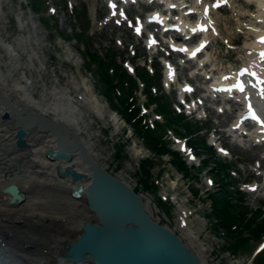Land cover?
<instances>
[{
	"label": "rangeland",
	"instance_id": "obj_1",
	"mask_svg": "<svg viewBox=\"0 0 264 264\" xmlns=\"http://www.w3.org/2000/svg\"><path fill=\"white\" fill-rule=\"evenodd\" d=\"M30 1L0 0V39L9 43L12 42L15 45L16 53H18V57H16L18 61L17 63H13L14 57H11L13 60L8 57L0 44L1 72L10 77L12 75L16 80H20L22 77L21 73H24L31 82L32 96L36 98H41L42 92L47 96L48 92L46 91L52 87L69 88V95H71L75 104L81 109V117L79 119L81 130L89 135L88 140L90 141V145L96 151V158L102 167L115 177H120L133 186L138 181V176L136 175L137 162L144 157H151L152 162L148 166V172L150 179L155 182V186L148 189L136 183L137 190L143 191V195L149 199V213H152L155 219H158L161 223L168 224L177 233L183 230L185 226L191 228L194 237H192L191 241H188L186 237H182V241L187 242L191 250L195 253L199 249L198 245L201 244L202 251L200 250V253H198L199 255L201 254L202 264H258V259L264 256V248L256 255L254 252L256 251L257 244L264 238V230L261 228L259 233L252 235L245 232L244 236L247 237H245L243 243L247 245L245 246L244 244L243 246L234 248L232 247V243H230L232 242L231 236L219 224H216L217 221L212 214V199H210L208 193L220 190L217 183L216 186L214 184L215 178L212 175L215 166L212 163L215 159H220L221 157L212 152L211 154L213 156L208 155L209 153L207 151H201L199 150L200 148H195L194 154L196 156L192 162H196V159L199 158L205 159L206 161L201 170L196 171L195 168L193 169L192 173H195L196 176L198 174L197 177L188 178L185 176L188 174V170L184 174L178 167H174L171 163V153H156L147 148L141 137L135 134L133 129H130L127 122H123L115 107L109 104L105 93L102 92L104 82H100L99 80L96 65L92 63L85 65L86 58L82 50L81 42L75 38V40L70 37L64 38V35L60 34L58 30H52L42 26L41 19L38 16H56L65 34V31L69 32V29L63 28L65 25L64 20L69 25L72 24L73 18L71 17L72 11L70 9L74 6L73 10H78L75 17L78 19L79 27L87 36V42L89 41L90 48L96 49L101 54L104 48L112 47L118 54L116 60H120V55H122L131 65L144 63L147 65V62L151 58L150 56H153V51L164 56L166 47L160 43L161 39L158 38L159 44H157L156 49L143 47L144 42L140 39L142 34L136 36L131 28L122 20L123 18H120L119 21L116 20V12L120 5V0H113L116 6L114 7V13L109 14V16H107L108 0H42L41 3L31 2L33 8H30ZM50 4L56 7L53 14L49 13L47 9V6ZM121 4L128 19L134 16H142L145 11L152 10L155 7L161 9V5L155 3L153 0L152 2L150 0H147V2L139 0L137 3L131 1L127 3L121 2ZM256 11V7L251 8V5L245 0H229L226 5H221L218 9L213 10V18L218 17V20L215 19L214 21L217 22L220 36L216 43L211 42L210 48L203 55L205 58L207 56L209 58L211 57L209 65L216 67L212 72L227 67L229 63L232 64V62L239 59L238 53L243 48V42L252 39L253 33L251 32V27L256 25L258 27L261 26L259 22L253 20ZM80 14L84 17L83 21L80 20ZM193 17L192 15H188V19H192ZM70 27L72 28V26ZM152 27L153 25L150 26V28ZM154 27L158 29L157 26L154 25ZM72 32H74L73 29ZM169 34L172 36L171 33ZM168 35H163V38H167ZM174 35L176 36V34ZM222 43L229 44L231 49L225 51L224 44ZM159 47L163 49L161 50ZM31 51L35 52L33 56L30 55L32 53ZM169 57L176 63V80L165 86L162 84L160 77V84L161 90L165 93L168 92L170 95V101H173L172 106H174L179 105L175 99V94L177 93L176 82L178 83L183 80L193 81L198 87H201L204 78L194 71L195 67H193V64L195 63V59L181 64V61L179 60L178 62V58H175L174 53H170ZM154 59L157 61L159 73L162 74L161 65L157 57ZM77 88L78 90H76ZM80 91H86L94 95L100 108L98 114L101 118L95 112H89L82 105L80 99L76 97V93ZM196 93L197 89L194 95ZM135 94L138 97V102L144 100L141 92L135 90ZM109 96L111 101L114 102L111 93H109ZM206 102L210 106L215 105L211 100H206ZM206 102L204 103V111L207 114L205 121L196 119L192 114L186 115L185 117L189 123H192L191 127L197 129L196 133L198 136L207 138L209 134L206 131L213 135L215 134V136L219 134V141L223 146L227 147L230 151L229 154H231L225 155L223 159L225 161L232 160L230 163L231 166L228 167V170L230 169L229 176L233 183L232 187L240 190L239 195L242 198V201L236 202V198L233 197L232 202L236 203L234 209L239 211L245 207L246 211L253 212L254 214L252 215V223L259 221V211L255 212V209L262 210V214L264 215V189L257 192H245L242 186L257 179L256 175H254V170H251L250 167L255 165L254 159L260 158L259 151L261 147L250 148V144L247 142L243 145V149L236 150V152L232 151L233 148L229 143H225L228 137L226 135L223 136V132L217 129L224 128L226 122H229L228 120L233 117L234 110L227 108L222 113H219L214 108H207ZM147 111L149 112V117L152 118L153 115L150 113V107L147 108ZM183 120L185 119H180V121ZM13 126L14 122L9 124V127L13 128ZM157 133H160V131ZM169 133L174 134L170 131L166 133L167 139ZM196 133L192 134L195 135ZM195 137L197 136L195 135ZM118 143L122 144L120 145L122 153L119 154V157H114L115 147ZM169 146L174 147L173 144ZM234 158L236 159L233 160ZM188 162L189 160L186 159V163ZM206 176L213 178V184L210 185L205 182ZM45 187L47 188L45 189ZM56 187V184H53V186L52 184L50 186H28L24 194L30 195L37 191L35 194L44 196L49 195L47 193L49 190L51 193L57 195L56 197L60 201L58 204H62L61 206L63 207L65 204L64 195L67 194L62 190L63 188ZM194 190L196 193H193ZM161 194H165L166 198L170 200L174 197L178 206L190 212L185 219L186 223L184 226H179L178 218L176 219L177 207L174 205V202L173 208H167V212L157 204L156 199ZM145 197H142L143 201H145ZM37 206H42L47 210L50 207L46 200H43L42 204L40 202ZM2 214L0 211V215ZM72 216H74V213ZM74 218L76 219V217L67 219L74 220ZM1 223H4L3 220H1ZM70 234L73 235L74 233L69 232L66 235L69 236ZM260 236L261 238L256 240ZM229 248L233 252L237 251V253L234 255L227 253L226 249Z\"/></svg>",
	"mask_w": 264,
	"mask_h": 264
},
{
	"label": "bare ground",
	"instance_id": "obj_2",
	"mask_svg": "<svg viewBox=\"0 0 264 264\" xmlns=\"http://www.w3.org/2000/svg\"><path fill=\"white\" fill-rule=\"evenodd\" d=\"M246 1L248 2L249 0ZM255 1L257 2L258 5V11L254 14V16L258 18V20H261V23H264V15L262 13L264 0H255ZM190 7L196 8L194 4H191ZM206 9H207L206 4L201 3L200 10H198L197 12H199L200 14L203 13L204 10ZM259 9L262 11H260ZM152 14H155L159 19V21H164L165 17H167L166 16L167 14L162 15L158 11H154ZM217 18L218 17H216L215 19ZM174 21L176 22L177 25H179L180 28L183 29H185L186 27L189 28L201 27V30L204 31L206 28L205 20H203V18H201L199 15H197L194 21L183 20L181 18V15L176 17ZM208 27H209V23L207 25L206 30L208 29ZM212 27H214L216 34H213L210 31L205 33L206 37L209 39V42L207 43V46H205L201 50L203 54L205 53L206 50L210 48L211 42L216 43L219 40L220 33L217 27V23L215 21ZM251 32L255 36H259L260 32H262V29H260L256 25L253 26ZM168 42L172 46L175 45L174 40L171 38H168ZM0 44L2 45V48H4L3 50L8 57L10 58L14 57L13 63L14 62L17 63L18 59L16 57H18L17 56L18 53H16L15 45L12 42L11 43L4 42L2 39H0ZM222 44H224L225 51L231 49V46L229 44L226 43H222ZM179 45L185 49V54L187 55L188 50L185 48L183 43L182 44L180 43ZM31 52L32 53L30 55L33 56L35 52L33 51ZM238 54H239V59L243 61V65H241V67H246L247 70H249L250 72H253V69L262 72L261 74H259L260 75L259 80L257 82L255 81V85L252 88L248 89V93L250 95L249 98L255 99L253 97L255 96L256 93H258L260 96L264 98V42L262 43L257 42L256 37L253 38L252 40L248 39V41L243 42V48L239 51ZM210 58L208 56L207 58H205L204 56L198 60L199 67L203 68L204 72L205 71L211 72L212 69L216 68L215 66L209 65ZM203 64L208 68L205 69L203 67ZM163 69H164L163 81L165 84H167V82H169L173 77L174 68L171 63L166 61L164 62ZM234 73H235L234 69L233 70L230 69V71L226 73L223 71V69L219 70V74L221 75L225 74L226 76H232ZM21 74H22L21 79L16 80L15 78L12 77V75H11L12 78L9 75H4L0 69V92H1L0 117L4 110H8L3 105L4 98H2L3 97L2 94H4L5 97H8V99L9 97H12L14 99L13 102H11V104L14 106V108H17V110L19 111V115L21 113L20 118H23L25 112L31 115H36L38 113L39 114L45 113V115H47V113L50 114L51 112L52 114L51 115L48 114V116L54 118L57 121L61 120L65 122L69 127L72 126L74 128L73 131L78 135L80 139H82V143L84 144L85 149L88 151L89 155L91 156V159L95 160L96 162H99L96 158V154H95L96 151L92 149L90 145V141L88 140L89 135L85 134L83 130H81L82 128L79 126L81 109L78 105L75 104V101L71 97V95H69V88L52 87L50 90L46 91L48 92L47 96H45L44 92H42L41 93L42 97L36 98L32 96V90H31L32 85L30 80L26 75H24V73ZM215 77L216 79L213 80L214 82L218 81L219 79L217 75ZM76 90H78V88ZM180 92L181 94L183 93L182 91ZM76 97L80 99L82 105H84L89 110V112L93 111L96 114H98L100 108L93 94L86 91L83 92L80 91L79 93H76ZM7 114L12 115L13 118L5 117L4 121L0 122V185L6 184L7 181H11L16 185H19V187H21L19 192L20 195L23 196V200L18 206V208L14 209V206L11 207L7 203L8 197L2 194L0 191V209L4 210L3 211L4 213L0 215V217L1 219L2 218L5 219L4 222L8 221L7 225L15 233L16 237L14 238V241L19 243V239L26 236L29 240H32L33 242L36 243L38 242L40 244L39 246H37L35 245V243H33L31 248V256L29 255V259H32L38 263H41L39 262V260L43 259L42 264H52L51 263L52 261L49 260L47 255H44L43 258V251H41L42 245H45L46 248L49 250V252H53V251L56 252L57 245L61 243V241L64 240V238L69 239L70 236H67L66 234L69 232L74 233V231L78 228L77 226L79 222L82 219L86 218L85 215L87 213V210L85 209L84 205H82L80 199L74 198L73 200L70 201L71 198L68 196L67 193H68V188L69 186L72 185V183L67 178L62 176L59 177L57 173H55L56 165L59 164L60 166L58 168H60L64 165V163L62 162L59 163L55 160L47 161L43 156V150L47 148L49 145L53 146L55 144L56 142L55 133L49 132V130L36 129L35 126H33L34 123H32L30 124L29 127H25L26 134L24 136V141L26 142V144L21 148L19 147L17 148L16 146H14V141H13L15 128L9 127V124L13 122L14 124H16L17 119L14 118L15 116L13 114L11 113H7ZM98 116L100 115L98 114ZM236 123H238L237 118L233 119L232 122L233 126ZM39 131L43 133L40 134ZM69 161H70L69 162L70 165H72L75 169H80L83 165V163L79 161L78 156L76 154L72 155ZM6 173L7 176L5 179L4 177ZM20 174L23 175L20 177ZM50 184H52V186L53 184H56L57 187L59 186L63 188L62 190H64V192L67 194L64 195L65 204L63 207L61 206L62 204L61 205L60 203L58 204V202L60 201H58L59 198L56 197L57 195L51 193L49 190L47 191L49 195H44V196L35 194L37 193V191L36 192L32 191L33 193H31L30 195L24 194L26 185L50 186ZM253 184H254L253 181L249 183L251 187H253L252 186ZM46 188L47 187H45V189ZM43 200H46V202L49 203L50 207L48 210L44 209L42 206L40 207L37 206V204H39ZM148 201L149 199L146 198L144 202H145V208L149 212ZM73 213L74 216H72ZM70 217H76V219L75 218L74 220L67 219ZM1 219H0V224H1ZM19 220H22L21 224L20 222H18ZM43 220H44V224H40L41 222H43ZM55 220L56 221L62 220V223L61 222H58L60 224L55 223ZM16 222H18V224L15 226ZM37 223L40 224L41 226H38V228L35 229L34 225H36ZM180 236L184 238L186 237L188 241L189 240L191 241L192 237H194V233L189 226H185V228H183V230L180 231ZM198 246L199 249L196 251L195 254L198 255L201 259L200 256L201 254L199 255L200 253L199 251L200 250L202 251V246L201 244ZM37 251H39L40 254Z\"/></svg>",
	"mask_w": 264,
	"mask_h": 264
},
{
	"label": "water",
	"instance_id": "obj_3",
	"mask_svg": "<svg viewBox=\"0 0 264 264\" xmlns=\"http://www.w3.org/2000/svg\"><path fill=\"white\" fill-rule=\"evenodd\" d=\"M2 95L3 105L8 110L3 111L1 118L12 117L7 114L11 113L17 119L14 141L18 147L26 144L22 136L26 134L25 127L32 123L36 129L55 133V144L45 148L43 154L48 160L64 163L60 168L56 165L55 173L72 183L68 193L80 198L89 213L88 218L79 223L73 238H64L57 246L58 251L52 256L56 261L60 264L63 261L74 264H200L198 256L177 234L146 212L140 195L128 183L104 171L91 159L73 128L39 113L25 112L20 118L21 113L19 115L8 97ZM74 152L83 163L80 169L69 163ZM19 190V185L11 181L1 187L9 202L18 203L23 199ZM7 241L12 246L18 244L14 238Z\"/></svg>",
	"mask_w": 264,
	"mask_h": 264
},
{
	"label": "trees",
	"instance_id": "obj_4",
	"mask_svg": "<svg viewBox=\"0 0 264 264\" xmlns=\"http://www.w3.org/2000/svg\"><path fill=\"white\" fill-rule=\"evenodd\" d=\"M84 50L87 59V61H85V65H89L90 62L96 65V70L99 73V80L100 82H104L102 92L105 93V97L109 100V104L119 111L120 115H122L128 124L131 125L133 132L142 138V141L147 148L156 153H171V163L174 167H178L184 174L187 173L188 169L185 164H183V161L180 160L174 151L168 150L165 142L159 133H157L161 124L156 122L155 127L151 128L148 125L143 124V122H141V117L136 114L138 106L135 103V99L131 91L137 87V82L126 73L123 67L119 66L115 62L113 59V51H105L104 57L99 58L94 51L89 49ZM108 69H110L111 72L108 71ZM134 70L138 79L143 82L141 90L144 92L145 98L148 102H154V110L162 114L165 118L164 123L170 124L173 121H179L181 115L172 114L171 109L166 100L163 99L162 94L158 93V91H156V93L151 91L150 85L153 82V77L148 75L146 70L143 68H135ZM109 93L112 94V99L114 98L115 102L111 101ZM185 129L187 132L192 130L187 125L185 126ZM199 142L202 146L204 145L202 140H199ZM120 145L122 144L118 143L115 147L114 157H119V154L122 153ZM151 162V157H144L138 164L137 169H139V175L137 182L143 188L150 189L154 186L152 180H150V174L148 172V166ZM217 166L219 167L218 169H223V165L217 164ZM213 175L219 182L220 190L208 193V196L212 199V214L217 221L216 224H219L220 227L231 236L232 247L237 248L238 246L245 244L243 243L245 237H247L244 236L245 232L252 235L259 233L261 228L264 230V219L252 223V215L254 214H251L250 212V215H247L248 211H246L245 207L239 211L235 210L234 207L236 206V203L232 202V198L230 196L231 193L221 186L224 184V181L221 176H219L218 171L215 170ZM134 190H137V186L134 187ZM193 193H196V191L194 190ZM263 261L264 256L259 258L257 263L263 264Z\"/></svg>",
	"mask_w": 264,
	"mask_h": 264
},
{
	"label": "snow or ice",
	"instance_id": "obj_5",
	"mask_svg": "<svg viewBox=\"0 0 264 264\" xmlns=\"http://www.w3.org/2000/svg\"><path fill=\"white\" fill-rule=\"evenodd\" d=\"M253 119H256V117H255V116H253Z\"/></svg>",
	"mask_w": 264,
	"mask_h": 264
}]
</instances>
